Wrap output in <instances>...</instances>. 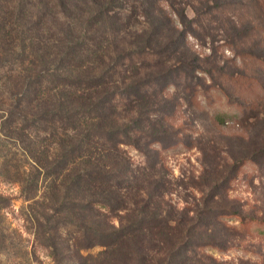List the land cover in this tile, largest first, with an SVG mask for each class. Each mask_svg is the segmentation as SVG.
I'll list each match as a JSON object with an SVG mask.
<instances>
[{
	"label": "trees",
	"instance_id": "1",
	"mask_svg": "<svg viewBox=\"0 0 264 264\" xmlns=\"http://www.w3.org/2000/svg\"><path fill=\"white\" fill-rule=\"evenodd\" d=\"M80 3L90 10L76 18L79 11L71 8L80 5L81 10ZM145 3L0 0V105L7 113L4 125L14 130L6 136L18 132L23 144L30 141L23 150L41 170L22 182L26 191L38 193L44 174L50 181L52 210L77 216L79 222L70 220V224L82 234L71 244L62 241L60 226L55 228L51 249L59 264H223L206 253L208 248L222 247L212 234L207 239L208 230L214 233L215 228L225 227L227 217L244 219L237 210L226 209L198 210L204 214L202 220L189 211L179 218L164 217L168 212L162 211L158 200L165 187L161 181L151 185L146 199L140 198L145 187L135 185L138 178L130 175L132 169L120 145L132 144L148 156L152 145L167 147L164 142L182 130L169 123L175 121L178 105L162 93L178 87L181 76L199 78L198 73L208 76L213 83L209 90L224 95L230 105L244 107L242 98L248 95L241 83L244 74L226 73V67H221L217 77L204 62L196 64L187 45L192 25L185 24L184 14L173 19L165 14L160 0ZM228 5L218 3L215 9L239 10ZM253 14L255 21L247 24L230 19L233 31L238 36L242 33L240 40L254 32L264 40V26L257 23L264 15H257L256 9ZM139 16L147 23L132 34L137 49L120 48L121 35ZM242 56L264 69V53L258 57L242 51ZM230 85L241 99L228 94ZM236 117L240 114L216 111L213 124L224 127ZM171 127L174 132L166 135ZM51 140L59 141V152L52 156ZM218 180L223 177L219 175ZM222 191L220 184L213 185L210 194H204L205 201L227 199ZM124 193L130 194V202ZM112 216L119 217V225L112 223ZM94 248L105 250L97 258L81 255V249Z\"/></svg>",
	"mask_w": 264,
	"mask_h": 264
},
{
	"label": "rangeland",
	"instance_id": "2",
	"mask_svg": "<svg viewBox=\"0 0 264 264\" xmlns=\"http://www.w3.org/2000/svg\"><path fill=\"white\" fill-rule=\"evenodd\" d=\"M218 3L219 6L234 4L239 10L237 13L228 10L220 12L215 9ZM80 4L81 10L80 5L71 8L79 11L75 12L76 18L90 10ZM159 4L170 18L177 19L184 14L187 17L185 24L192 25V29H188L187 45L196 57V64L204 62L209 70L214 69V76L219 75L221 67H226V73L244 74L241 78L245 80L241 83L248 95L242 98L244 107H236L228 104L224 95L209 90L213 83L208 76L198 73L199 78L185 79L181 76L178 87L171 86L162 94L178 105L175 121L169 123L182 130L177 131V135L174 133L173 140L164 142L167 147L152 145L148 156L132 144H121V154L127 158L132 169L133 174L130 175L138 178L135 185L138 183L137 187H145L139 193L143 194L140 198H147L146 191L154 182L164 184L163 196L158 198L162 202V211L168 212L164 217L179 218L185 211L194 217L199 215L198 210L203 212L207 209L237 210L243 215L244 219L227 217L224 219L225 227L215 228L214 233L208 230L207 239L213 236L222 243L221 249L208 248V255L223 264H264V69L255 60L242 56V51L262 56L264 40L257 32L240 40L242 33L238 36L230 21L233 19L238 25L254 22L253 9H256L257 15H264V0H255V3L254 0H160ZM71 16L74 17L73 12ZM145 20L143 16L133 20L117 45L135 50L132 34L146 26ZM257 23L264 26V20ZM69 38L74 39L72 36ZM167 66L166 73L170 69V65ZM4 72L2 70L1 74ZM169 74L172 75L171 72ZM250 76L254 78L252 81L248 79ZM219 80L224 82L223 78ZM228 94H233L234 99H241V93L233 85L229 86ZM166 110L170 111L171 106L168 105ZM216 111L239 113L240 117L220 127L213 124ZM5 113L0 105V264H59L51 249L56 238L54 230L60 226L62 241L75 244L82 234L78 226L70 224V220L79 222L78 218L52 210L54 205L48 199L50 181L44 174L39 178L38 193L25 190L22 179L29 182L40 169L31 155L23 150L30 141L23 144L18 132L13 133V137L6 136L14 130L10 131L4 125ZM173 127L166 135L174 132ZM139 136L143 137V133ZM48 142L52 144L50 155L58 153L59 141ZM44 143L46 148L47 142ZM219 175L223 180H218ZM215 184H220L227 199L205 201L204 194H210ZM125 195L130 202V194ZM140 198H136L137 203ZM121 212L118 211V214L124 215ZM199 218L202 220L204 214ZM119 221V217L112 216V223L119 225ZM104 250L81 249V255L97 258Z\"/></svg>",
	"mask_w": 264,
	"mask_h": 264
}]
</instances>
